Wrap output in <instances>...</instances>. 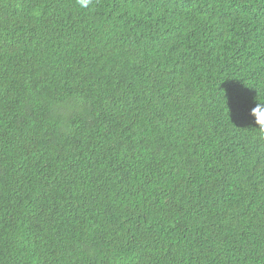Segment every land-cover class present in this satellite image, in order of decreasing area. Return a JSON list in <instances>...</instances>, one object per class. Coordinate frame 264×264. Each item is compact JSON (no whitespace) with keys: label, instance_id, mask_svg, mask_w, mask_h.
Masks as SVG:
<instances>
[{"label":"trees","instance_id":"trees-1","mask_svg":"<svg viewBox=\"0 0 264 264\" xmlns=\"http://www.w3.org/2000/svg\"><path fill=\"white\" fill-rule=\"evenodd\" d=\"M257 104L264 0H0V264H264Z\"/></svg>","mask_w":264,"mask_h":264},{"label":"clouds","instance_id":"clouds-1","mask_svg":"<svg viewBox=\"0 0 264 264\" xmlns=\"http://www.w3.org/2000/svg\"><path fill=\"white\" fill-rule=\"evenodd\" d=\"M252 115L255 117L257 125L264 126V106L257 104L256 107L252 109Z\"/></svg>","mask_w":264,"mask_h":264}]
</instances>
